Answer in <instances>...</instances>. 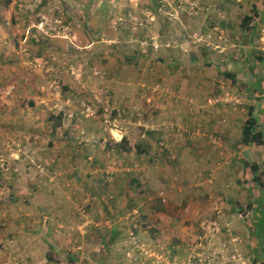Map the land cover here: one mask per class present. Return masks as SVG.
<instances>
[{"label": "rangeland", "instance_id": "1", "mask_svg": "<svg viewBox=\"0 0 264 264\" xmlns=\"http://www.w3.org/2000/svg\"><path fill=\"white\" fill-rule=\"evenodd\" d=\"M156 1L0 0V264H261L248 243L264 185L229 156L191 152L198 121L176 131V149L159 99L237 114L212 122L221 144V126L238 130L256 102L217 73L264 53V13L249 42L248 0ZM59 112L62 132L49 119ZM122 137L130 151H108Z\"/></svg>", "mask_w": 264, "mask_h": 264}, {"label": "crops", "instance_id": "2", "mask_svg": "<svg viewBox=\"0 0 264 264\" xmlns=\"http://www.w3.org/2000/svg\"><path fill=\"white\" fill-rule=\"evenodd\" d=\"M0 51H2V47H0ZM229 68V67H228ZM238 70L237 74L235 75V78L238 82L240 83H246V84H251L253 80L252 78V74H250L248 72L247 67H242L241 64H239V67H236ZM230 70V69H229ZM225 80V79H222ZM219 81L218 79L215 80ZM215 82L211 81L209 83V85L214 84ZM219 86V85H217ZM196 94L194 96H201V86L200 85H195L193 86ZM211 91V90H209ZM206 93V92H205ZM203 95V94H202ZM184 98V99H183ZM173 101H165V100H160L159 99V107L162 108L160 109L161 113L163 114L162 118L165 119V121H169V118H175L174 124L177 127H174V129H172V132H168L169 135V141L170 144H173L174 147L177 148H181L180 151H184V143L181 142L182 138L181 137H176L177 136V132L176 131H181L180 134H184L186 130L188 129H193L192 125L196 124V121H198V123L200 124V126L203 127V130L206 131V135L203 137V139H199L197 140L192 147V151L197 155H199V157L201 159H204L203 161L205 163L211 162L212 160V155L211 154H215L214 157H221V155L224 156H229V158H231L229 160L230 163L234 164V161H238L239 166H237L238 168L243 169V171L245 172V174L248 173L249 168L245 167V163L247 161H250L251 163H258L259 160V156L258 154L261 152L260 157L262 156V154L264 153V143L261 144L260 146H255V145H245L241 140V132H240V128L236 131H232V129L228 126H224L222 125L220 130H221V144L216 145V146H212V140L209 139L212 135H209V131H214L216 130L214 126H212V122L215 120L218 122V120L220 118H222L221 121H219L218 123H221L223 120H225V116L226 119L229 121H231L232 123L236 122V119L239 118L237 114L235 113H221L216 106L214 105H206L204 102V107H202L200 104L195 103V105L193 106V108H187V106L189 105V102L187 103V97L186 96H182L180 98L175 97L172 99ZM205 100V99H204ZM257 100V98H256ZM255 100V112L254 114H256L255 116L257 117V119H259L260 126H263L264 124L262 123L264 121V109L262 107V105H258L257 101ZM156 103V102H155ZM162 103V104H161ZM201 109V110H200ZM204 114V115H203ZM178 115L182 117V123L178 120ZM246 118V115H244L243 120ZM243 122V121H242ZM186 127V128H185ZM196 128H194L195 130ZM264 131L263 127L260 128ZM195 132H197V129L195 130ZM166 134V136H168ZM209 135V136H207ZM264 135V133H263ZM166 138V137H165ZM201 138V137H199ZM233 141H235V143L232 145ZM211 143V144H210ZM199 146H201V148H199ZM231 147H234L235 149H231ZM261 148H263V150L261 151ZM195 149V150H193ZM229 149L231 150V153H229ZM186 150V149H185ZM257 151V152H255ZM184 153V152H183ZM217 153V154H216ZM253 154V155H251ZM253 157V158H252ZM256 157V158H254ZM262 158H264V156H262ZM239 159V160H238ZM259 171V170H258ZM249 172L251 173V171L249 170ZM0 198L4 197V192L6 189V184H5V178L6 176H2L4 175V173H0ZM255 174V173H252ZM250 174V176L252 177L253 175ZM11 194L9 193L8 196H10ZM56 238H59L58 235H54ZM63 239V238H62Z\"/></svg>", "mask_w": 264, "mask_h": 264}, {"label": "trees", "instance_id": "3", "mask_svg": "<svg viewBox=\"0 0 264 264\" xmlns=\"http://www.w3.org/2000/svg\"><path fill=\"white\" fill-rule=\"evenodd\" d=\"M155 6L159 7V3H157L156 0H154ZM247 8L248 12L245 13L239 22L238 28L241 30V33H243L244 36L249 37V42L252 41V37L257 33V24L255 23V20L257 17H261L264 13V0H248L247 2ZM224 22V21H223ZM224 25V24H222ZM215 29V28H214ZM216 30V29H215ZM258 36V35H257ZM251 53L253 54V59L256 60V63L251 62L250 64L248 61L243 58L244 62L240 63L242 67H247L248 72L252 74V78L254 81L251 82V84H246V83H240L236 80L235 75L237 74L238 70L231 71L225 67L224 71H218L217 74L222 79L229 80L233 84V87L235 89H238L240 92H245L248 93L253 100H256L257 98V104L260 105V103L263 105L264 109V53L263 51H259L258 49H250ZM244 63L247 64L244 66ZM255 106L254 104H250L247 107L246 110V118L243 120L241 127H240V132H241V137H242V142L245 145H255V146H260L264 142V131L259 128V119L255 116ZM63 113L59 112L57 115H49V119L53 122L52 123V130L53 131H59L62 132L64 131L63 129V123H62V117ZM264 123V121H263ZM146 134V133H145ZM151 132L147 133L146 135L150 136ZM143 142L137 143L138 147H142ZM144 147L147 151V145ZM113 147H116V150L119 151H125L129 152L131 149V146L128 145V141L126 137H122L120 141L115 142L114 146L110 147L108 146V151L111 150ZM246 168L248 167L249 170L252 173V181L255 182L257 187L263 188L264 181L262 178H260V174L258 173L259 170V165L257 163H251L250 161H247L244 165ZM130 182L134 183V179H130ZM141 194V192H140ZM146 198L147 196L144 195ZM138 197V196H137ZM137 197H129L128 199V204H127V211L129 212L132 210V208H135L137 206ZM259 199H255V206L253 209L257 210V214L255 215V220L256 224L253 225V233L250 234V240H249V250L251 253H257V254H262V262L261 264H264V211L261 209V204L256 201ZM160 203V201H159ZM158 206H153V210L156 211L157 209H160ZM261 213H260V212ZM146 215V214H145ZM145 215L140 216L139 212V219L138 221L140 222L142 219L145 218ZM260 222V223H258ZM258 223V224H257ZM259 245L262 246V250L259 249ZM257 261V260H256Z\"/></svg>", "mask_w": 264, "mask_h": 264}, {"label": "built area", "instance_id": "4", "mask_svg": "<svg viewBox=\"0 0 264 264\" xmlns=\"http://www.w3.org/2000/svg\"><path fill=\"white\" fill-rule=\"evenodd\" d=\"M237 1H239V0H237ZM260 39L264 41V37H260ZM221 51H222V49L219 50V52H221ZM233 96H234V95H230L229 93L225 92V93L223 94V97H222L220 100H224V101H226V102H227V101H230L232 106H236V105H238V103H239V101H240V98H239L238 95L235 96V97H233ZM218 100H219V99H216V100L212 101L211 99H208V102H209V103H212V102H216V101H218ZM87 110H89V108H88Z\"/></svg>", "mask_w": 264, "mask_h": 264}]
</instances>
